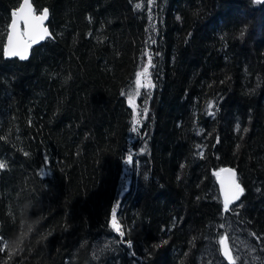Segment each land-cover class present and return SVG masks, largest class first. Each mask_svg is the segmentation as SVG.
<instances>
[{
    "label": "trees",
    "instance_id": "trees-1",
    "mask_svg": "<svg viewBox=\"0 0 264 264\" xmlns=\"http://www.w3.org/2000/svg\"><path fill=\"white\" fill-rule=\"evenodd\" d=\"M20 1L0 0V264H229V232L233 264H264V0H31L51 36L24 60L4 54Z\"/></svg>",
    "mask_w": 264,
    "mask_h": 264
},
{
    "label": "snow or ice",
    "instance_id": "snow-or-ice-1",
    "mask_svg": "<svg viewBox=\"0 0 264 264\" xmlns=\"http://www.w3.org/2000/svg\"><path fill=\"white\" fill-rule=\"evenodd\" d=\"M259 2V0H258ZM149 9H151V5L153 3V0H147ZM141 7L140 4H137V8ZM49 10L47 8L43 9L42 12H40L39 15L36 14V10L32 7L31 3H29V0H24L23 3L19 5V7L11 12V22L9 25V32L7 35V43L4 47V54L8 57H19L21 60L27 59L28 51L31 48V46L34 43H37L39 40H43L46 36L50 35L48 32V29L43 27V21L47 18ZM179 19V17H178ZM23 24V28H20V25ZM155 26H153L154 30ZM245 34L244 31H241L240 35L243 37ZM191 34H189L190 36ZM227 34L225 33L220 37L221 40L226 39ZM151 39V37H150ZM152 43H155V40H152ZM226 46V45H225ZM145 55L147 56V63L142 66V69L140 71H137L135 73V91L133 93L128 94V101L131 106H133V126L132 131H137V125L140 123V120L137 119V111L134 107L135 98L139 97L141 95V89L151 90L155 88V84L151 78L152 74L150 72V68L153 67V58L152 55L145 52ZM158 55V53H157ZM124 93L122 92V95ZM148 98L150 99V91L148 93ZM214 105L210 101L207 104L208 114L213 115L212 109ZM143 113L146 115L148 113V108H143ZM237 128H239V125H237ZM245 132L248 131L247 128L244 129ZM197 148H200V145L196 146ZM27 155V153H25ZM202 155V153H201ZM132 155L129 154L127 159L125 160L126 164H129L132 162ZM5 165L3 163H0V169H3ZM183 168L184 165H181ZM221 173H228L229 174V180L227 185L225 184V181L221 179L220 186H221V192L223 195V212L227 213L229 211H232L230 209V205L233 204L236 201H239L241 196L244 193V188L241 186V184L238 182L236 178V172L234 169L231 168H221L218 171H215L213 175L220 177ZM124 177H121V180H123ZM179 179V177H178ZM119 202H117V205L112 207L111 209V227L120 234L121 237L124 236V232L121 231L120 224L117 222V211H118ZM242 207V205H240ZM238 214V213H237ZM221 228L224 227V225H220ZM252 235L255 236V233ZM257 240L260 239V237H256ZM228 237L227 235L220 236L219 239V245H220V251L223 254V256L228 260L229 264H233V257L231 250L228 247L227 244ZM128 245L131 247V240L127 241ZM159 247V245H157ZM4 249H0V251H3Z\"/></svg>",
    "mask_w": 264,
    "mask_h": 264
},
{
    "label": "water",
    "instance_id": "water-1",
    "mask_svg": "<svg viewBox=\"0 0 264 264\" xmlns=\"http://www.w3.org/2000/svg\"><path fill=\"white\" fill-rule=\"evenodd\" d=\"M23 2H24V0H21V1L19 2L18 6H17L16 8H14L13 10L17 9V8L19 7V5H20L21 3H23ZM29 3H31L32 7L34 8L33 3H32L31 0H29ZM43 9H45V8H42L39 12H36V14L39 15L40 12L43 11ZM13 10H12V11H13ZM12 11H11V12H12ZM47 18H48V16H47ZM47 18L43 21V27H45V28L48 29V32H49L50 35H48V36H46V37H49V36H51V33H50V30H49V28H48V26H47V24H46V20H47ZM11 19H12V17L10 16V19H9V22H8V26H7V30H6V36H5V39H4V47H5L6 43H7V35H8V32H9V25H10ZM20 28H21V29L23 28V24L20 25ZM46 37H45V38H46ZM45 38H44V39H45ZM44 39H43V40H44ZM43 40H39L37 43H34L32 46L39 44V43L42 42ZM32 46H31V47H32ZM29 50H30V49H29ZM221 168H231V169H234V170H235V168H234L233 166L228 165V164H225V165H222V166L219 167V169H221ZM219 169H218V170H219ZM218 170H217V171H218ZM235 172H236V170H235ZM236 178H237V173H236ZM221 179H223V180L225 181V184L227 185L228 180H229V174H228V173H221V174H220V177L215 176V182H216V185H217V188H218V192H219L220 198H221V200H222V202H223V195H222V192H221V186H220V182H219ZM228 247H229V246H228ZM229 249H230V248H229ZM220 254H221L222 258H223L226 262H228V260L223 256V254L221 253V251H220ZM228 263H229V262H228Z\"/></svg>",
    "mask_w": 264,
    "mask_h": 264
},
{
    "label": "rangeland",
    "instance_id": "rangeland-1",
    "mask_svg": "<svg viewBox=\"0 0 264 264\" xmlns=\"http://www.w3.org/2000/svg\"><path fill=\"white\" fill-rule=\"evenodd\" d=\"M256 28H253V30H251V32L249 33V39H250V37H251V39H255L256 38ZM229 239L227 240L228 242V245H229V247L231 246V250H232V254H234L233 253V245H232V240H234L233 239V237L230 235V232H229ZM220 238V237H219ZM232 239V240H231ZM218 241V247L220 248V245H219V239L217 240ZM211 245L214 247V243H213V240L212 241H208V249L209 248H211ZM220 254V253H219ZM217 255H218V253H217ZM242 255V257H243V255H244V253H242L241 254ZM219 256V255H218ZM215 258H216V263H218L219 261V259H218V257L215 255ZM254 259V258H253ZM257 260H255V261H253V264H255V262H256ZM261 260H259V262H260Z\"/></svg>",
    "mask_w": 264,
    "mask_h": 264
}]
</instances>
